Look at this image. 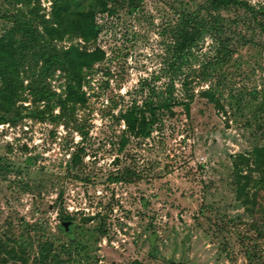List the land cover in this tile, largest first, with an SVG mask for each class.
Segmentation results:
<instances>
[{
    "label": "rangeland",
    "instance_id": "rangeland-1",
    "mask_svg": "<svg viewBox=\"0 0 264 264\" xmlns=\"http://www.w3.org/2000/svg\"><path fill=\"white\" fill-rule=\"evenodd\" d=\"M240 1L264 9V0ZM52 3L39 0L38 13L50 17ZM68 3L73 10H95L100 33L91 42L74 35L54 44L95 50L99 59L82 67L75 81L61 67L42 72L31 51L16 84L0 76V88L16 86L18 92L11 110H0V166L11 167L0 168V236L32 240L25 261L0 264H44L39 235L53 242L55 264H264L259 174L249 173V198L243 200L232 170L237 154L264 148V32L250 11L212 9L206 0ZM55 5L62 9L65 2ZM183 9L195 11L206 26L187 68L189 90L174 81L177 98L194 95L189 108L156 111L149 136L130 134L119 116L136 105L150 118L145 104L159 102L169 82L164 68ZM26 11L15 0H0V34L14 30L5 15ZM219 36L230 37L235 50L217 66ZM13 37L18 41L20 33ZM203 69L215 75L205 78ZM69 83L75 87L66 97ZM209 86L222 107L199 95ZM123 133L128 141L120 148ZM66 215L70 235L59 229V216Z\"/></svg>",
    "mask_w": 264,
    "mask_h": 264
},
{
    "label": "trees",
    "instance_id": "trees-1",
    "mask_svg": "<svg viewBox=\"0 0 264 264\" xmlns=\"http://www.w3.org/2000/svg\"><path fill=\"white\" fill-rule=\"evenodd\" d=\"M61 0H53L51 16L46 18L39 12V0H15V3H22L26 7V12L22 16H6L13 21V31L11 29L5 30L0 34V76L3 78L6 85L16 84L18 67L22 66L23 61L26 60L28 52L30 56H34L36 61L38 59L42 62V72L49 71L51 68L61 67L63 70L69 72L72 75L73 80L77 81L79 78V72L82 67H90L95 61L99 59V56L95 54V50L87 51L80 48L79 45L71 43L65 48L60 50L54 44V40L62 41L65 37L77 35L84 42H91L96 39L100 33L102 25L95 20V10L77 11L70 8L68 0H62L65 2V6L62 9H58L55 5ZM139 2V0H131ZM212 9L227 8L229 6H243L251 13V18L257 21V25L264 32V9L259 8L255 10L240 0H206ZM135 4H132L131 8L135 9ZM21 10V8H17ZM104 11V8H100ZM22 11V10H21ZM258 15L263 17L262 20H258ZM248 18L244 19V21ZM41 25L42 29L38 26ZM206 29L205 20L199 21L195 16V11L189 12L186 9L178 12V18L176 25L172 29V44H170V56L167 58L164 71L169 74V82L167 83L164 92L158 93L160 101L154 104L147 101V109L150 110V118L145 116V110L136 105L128 107L124 112L120 114V118L124 120L127 131L135 136L147 137L150 135L153 123L157 120L156 111L167 110L170 111L171 107L176 104H181L189 108V103L193 98V94H188L186 98L181 100L174 95L175 79H179L181 82V90H189L190 84V72L187 68H190L192 64L191 58H197L192 52L193 48L198 45V39ZM15 32L20 33V38L17 41L13 35ZM241 40H244V35L237 33ZM216 41L218 45V51L215 53L214 63L218 65L224 64L229 60L231 54L235 48H231L229 43L231 38L227 36H219ZM233 39V38H232ZM237 41V40H236ZM239 42V41H237ZM236 42V43H237ZM243 43V42H242ZM238 44H241L240 42ZM229 47V48H228ZM201 67V65H200ZM212 70H216L213 68ZM199 77V73H197ZM205 78L211 75L206 71H202ZM158 75L156 78H159ZM75 86L69 83L66 86V97L73 95V89ZM16 86H10L9 88H0V110L10 111L13 104V100L17 97ZM46 93V92H45ZM50 94H45L49 96ZM199 95L204 97L210 103L214 104L216 108L222 107L219 98L216 95V90L213 86H209L207 89L200 91ZM57 101L63 103L61 96L57 98ZM128 141V137L123 133L120 148H122ZM264 148L255 147L250 153H239L232 161L233 170V183L236 187V194L243 200H248V187L250 172H258L259 184L264 189ZM0 156V160H1ZM0 168L9 170L10 164H2ZM247 171L243 173V171ZM18 179L13 180L14 187L18 189ZM14 188V189H15ZM255 199V198H254ZM261 210L264 215V204L261 206ZM71 219L69 215L64 217L59 216V229L64 233L71 234V223L68 221ZM22 222L31 227L36 226V223L27 224L25 220ZM5 239L0 236V263H4L9 259L23 260L25 261V249L26 246L32 241L19 234L18 237L7 236ZM39 237H42L39 235ZM36 237L37 242L41 247V261L44 264L52 261L55 264V256L51 252L53 242L48 240H41ZM61 248L65 252L69 251L68 247L61 243ZM249 252L247 257L251 259ZM57 256V255H56ZM54 259V260H53ZM49 264V263H48Z\"/></svg>",
    "mask_w": 264,
    "mask_h": 264
}]
</instances>
